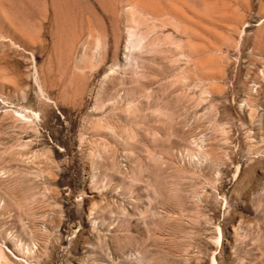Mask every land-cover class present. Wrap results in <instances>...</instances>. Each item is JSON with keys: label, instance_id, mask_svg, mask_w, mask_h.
<instances>
[{"label": "rangeland", "instance_id": "374dc122", "mask_svg": "<svg viewBox=\"0 0 264 264\" xmlns=\"http://www.w3.org/2000/svg\"><path fill=\"white\" fill-rule=\"evenodd\" d=\"M0 264H264V0H0Z\"/></svg>", "mask_w": 264, "mask_h": 264}]
</instances>
